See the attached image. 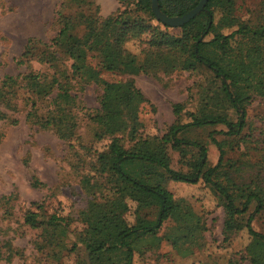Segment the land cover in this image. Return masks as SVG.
Segmentation results:
<instances>
[{
    "label": "trees",
    "instance_id": "trees-1",
    "mask_svg": "<svg viewBox=\"0 0 264 264\" xmlns=\"http://www.w3.org/2000/svg\"><path fill=\"white\" fill-rule=\"evenodd\" d=\"M74 1L77 8L91 3ZM117 2L119 7L105 17L84 16V32L77 36L70 17L62 14L66 3L61 0L57 10L58 31L50 42L27 38L18 63L28 61L41 45L39 58L55 69L63 66L66 71L64 76L58 70L50 74H25L30 94L28 99L31 100L30 110L25 114L26 121L38 125V128L55 130L70 125L74 118L71 108L76 102L72 79L76 78L75 84L81 88L91 81L101 83L100 106L89 118L100 127V136L109 134L124 128L123 125L117 130L107 128L121 114V109H138L148 99L134 85L133 79L126 80V91L120 93L112 82L101 79L102 72L145 73L156 77L157 72L204 69L209 74L206 83L202 84L203 106L197 112H188V120L181 122L177 119L184 103L174 102L175 120L160 136L136 138L135 128H132L130 146H124L121 137L112 134L105 149L96 154L92 169L81 178L89 198L78 214L83 227L77 240L85 255H77L74 264H133L135 255L142 250L138 247L139 242H151L154 238L158 239L157 244L162 239L169 241L176 254H192L193 246H200L204 225L191 218L189 205L175 198L168 184L183 182L193 185L199 181L211 188L223 208V239L227 231L233 232L240 227L231 228V220L242 223L260 250L259 256L251 257L250 261L259 264V259L264 258V229L255 224L258 219L264 221V137L259 143L260 157L251 161L229 155L225 138L218 139L216 134L236 140L248 136L244 132L246 105L255 97L264 98V19L257 22L240 19L230 32L214 33L207 38L216 12L222 16H235L236 0H207L203 10L177 26L157 19L151 10V0ZM197 2L158 0V5L164 13L178 15ZM261 12L264 16V3ZM130 40L142 42L141 57L126 48ZM64 60H69L68 64ZM233 73L238 74L240 80L250 82L245 93L236 94L232 90L230 74ZM17 77L5 75L0 85V97L7 92L5 86L14 85ZM33 95L48 99L44 115L32 110L36 106ZM131 112L129 110L131 118L135 119ZM5 118L6 114L0 110V119ZM12 123H17V119ZM217 125L225 129H210ZM202 128L209 129L208 140L198 135L189 136ZM154 141L155 150L151 152L148 147ZM209 143L217 150L215 161L209 158ZM169 150L178 153L180 168L173 167ZM31 183L42 185L34 177ZM139 194H147L153 200L143 199ZM12 196L2 195L0 202ZM42 209L41 203L30 202L23 213V223L30 228L47 229V240L56 245L59 243L58 228L65 231L68 222L56 212L44 215ZM129 212L132 221L127 220ZM165 223H171L169 235L159 237L157 234ZM2 230L0 226V233ZM76 247L74 243L70 249Z\"/></svg>",
    "mask_w": 264,
    "mask_h": 264
},
{
    "label": "rangeland",
    "instance_id": "rangeland-1",
    "mask_svg": "<svg viewBox=\"0 0 264 264\" xmlns=\"http://www.w3.org/2000/svg\"><path fill=\"white\" fill-rule=\"evenodd\" d=\"M88 1L91 2L89 5L83 4L77 8L74 0H64L66 7L62 9V14L70 17L76 26L73 32L77 36L84 32V16L105 17L119 7L117 0H112V4L111 0ZM60 2L61 0H0V85L5 80V75H18L17 82L6 85L7 92L0 97V110L6 114L5 119H0V196L13 194L7 201L0 202V226L3 229L0 233V264H74L77 255L84 257L85 252L77 240L83 227L78 214L85 208L89 196L82 187L81 178L92 169L96 154L105 149L110 136L113 134L121 137V143L128 147L132 144L129 135L132 128H135L136 138L160 136L165 132L175 120L172 111L174 102L184 103V109L177 118L181 122L188 120V112H197L203 106L202 84L206 83L209 74L204 69L157 72L156 77L145 73L118 74L104 71L101 79L112 82L116 91L124 93L125 83L129 78L133 79L134 85L148 99L138 109H121V114L107 127L108 130H117L123 125V129L100 136V127L89 117L100 106L102 85L91 81L81 88L75 84L76 78L72 79V93H76V102L71 108L74 118L70 125L55 130L38 128V125L26 121L25 114L30 110L31 100L28 99L30 94L25 74H50L58 70L64 76L63 72L66 70L63 66L55 69L43 58H39L38 52L43 48L41 45L28 61L25 59L18 63L19 55L27 38L35 37L50 42L55 36L59 26L57 10ZM263 3L264 0H236L234 17L222 16L216 12L207 38L214 33L230 32L240 19L254 22L263 20ZM103 5L108 6L106 10ZM142 47L141 41L130 40L126 43V48L139 57ZM68 61L64 60V63L68 64ZM230 77V86L236 94L245 93L247 87H250V82L240 80L238 74H230ZM32 98L36 101L32 110L38 115H44L48 99L36 98L35 95ZM246 109L244 132L248 136L245 135L241 140L226 138L222 134L216 136L218 139L225 138V148L229 155L253 161L260 157L259 143L264 137V98L255 97L246 105ZM129 110L135 115V119L131 118ZM230 113L233 115L231 110ZM13 119H17V123H12ZM212 128L225 129L222 125L210 129ZM208 130L202 128L191 132L189 136L198 135L208 140ZM155 144V141L152 142L148 150L153 152ZM208 149L210 160L215 161L217 150L210 143ZM168 154L172 158L173 167L180 168L178 153L169 150ZM33 177L42 185H33ZM168 188L175 198H180L189 205L191 218L203 223L200 246H193V253L183 256L174 253L166 239H162L159 244L155 238L151 242L141 240L138 247L142 250L139 255H135L133 264H253L250 258H257L260 250L251 241L242 223L231 220V228L240 227L233 232L227 231L228 234L223 239L224 211L208 185L201 181L193 185L169 182ZM139 196L153 200L147 194ZM33 201L42 204L44 215L56 212L67 220L65 231H59L58 228V244L47 240V229L30 228L23 223V213ZM127 220H133L131 212L128 213ZM170 224L165 223L157 235L164 238V234L169 235ZM255 226L264 229V221L258 219ZM74 243L77 247L70 249ZM258 262L264 264V258H260Z\"/></svg>",
    "mask_w": 264,
    "mask_h": 264
},
{
    "label": "water",
    "instance_id": "water-1",
    "mask_svg": "<svg viewBox=\"0 0 264 264\" xmlns=\"http://www.w3.org/2000/svg\"><path fill=\"white\" fill-rule=\"evenodd\" d=\"M207 0H199L194 7L186 12L178 15H168L164 13L158 5V0H151V10L157 19L168 25L177 26L187 22L193 18L201 10H203Z\"/></svg>",
    "mask_w": 264,
    "mask_h": 264
},
{
    "label": "crops",
    "instance_id": "crops-1",
    "mask_svg": "<svg viewBox=\"0 0 264 264\" xmlns=\"http://www.w3.org/2000/svg\"><path fill=\"white\" fill-rule=\"evenodd\" d=\"M111 4H112V0H111ZM107 7H108L107 5H105V6L103 5V9H105V10H106V9H107ZM101 9H102V8H101ZM110 9H111V8H110ZM108 10H109V9H108ZM108 10H107V11H108ZM105 12H106V11H105ZM108 12H111V10H109Z\"/></svg>",
    "mask_w": 264,
    "mask_h": 264
}]
</instances>
